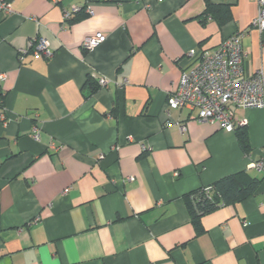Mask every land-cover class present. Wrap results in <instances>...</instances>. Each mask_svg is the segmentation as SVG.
Masks as SVG:
<instances>
[{"label": "crops", "instance_id": "1", "mask_svg": "<svg viewBox=\"0 0 264 264\" xmlns=\"http://www.w3.org/2000/svg\"><path fill=\"white\" fill-rule=\"evenodd\" d=\"M10 1L0 12V264H264V170L249 168L264 156V108L235 109L249 153L197 110L166 112L192 48L244 31L246 68L264 71L257 0H209L230 6L223 24L207 0ZM74 6L86 10L64 21ZM96 33L105 40L85 49ZM37 36L52 56L20 62ZM89 76L109 82L91 93ZM240 170L258 188L203 215L198 233L184 196Z\"/></svg>", "mask_w": 264, "mask_h": 264}, {"label": "built area", "instance_id": "2", "mask_svg": "<svg viewBox=\"0 0 264 264\" xmlns=\"http://www.w3.org/2000/svg\"><path fill=\"white\" fill-rule=\"evenodd\" d=\"M163 1V0H158ZM257 15L252 20V26L259 31L264 30V0H257ZM10 0H0V12L4 15L12 12ZM86 10L82 6H74L64 11V21L71 19L74 13ZM90 12V10H89ZM244 31L236 32L226 37L213 48H192L188 52L191 62L181 74L178 88L171 92L166 100L167 114L170 109L188 107L197 110L196 118L217 124L226 131H233L237 125H247L246 118L236 117L235 109L264 108V71L262 67L250 71L246 68L248 52L243 46ZM106 36L96 33L85 37L83 47L92 49L105 40ZM18 60L24 62L27 54L35 58H50L53 51L49 41L42 36L28 40L26 47L18 49ZM6 77L0 75V82ZM107 77H100L99 86H106ZM128 79L118 83V88H124ZM4 119V116H2ZM171 120L167 125H171ZM181 131L186 129L183 122L177 121ZM33 137L39 140L40 128L34 125ZM249 168L256 171L264 170V156L252 160ZM133 179V177H128ZM38 218L31 223H35Z\"/></svg>", "mask_w": 264, "mask_h": 264}, {"label": "trees", "instance_id": "3", "mask_svg": "<svg viewBox=\"0 0 264 264\" xmlns=\"http://www.w3.org/2000/svg\"><path fill=\"white\" fill-rule=\"evenodd\" d=\"M205 12L215 17L220 24L231 18V10L228 4H214L207 0ZM85 86L89 88L91 93L99 87L98 81L91 76L87 78ZM3 97L4 91L0 85V101ZM234 132L241 149L245 153H249L251 145L247 125H237ZM260 182V177L247 170H240L187 193L184 200L196 231L198 233L204 231L201 223L203 215L214 211L221 205L236 204L243 201L256 191Z\"/></svg>", "mask_w": 264, "mask_h": 264}]
</instances>
